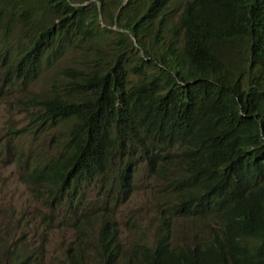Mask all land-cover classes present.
<instances>
[{
  "label": "trees",
  "instance_id": "trees-1",
  "mask_svg": "<svg viewBox=\"0 0 264 264\" xmlns=\"http://www.w3.org/2000/svg\"><path fill=\"white\" fill-rule=\"evenodd\" d=\"M0 100L25 117L2 132L53 144H13L37 241L0 237V264L64 227L58 264H264V0H0ZM138 185L156 234L124 242Z\"/></svg>",
  "mask_w": 264,
  "mask_h": 264
},
{
  "label": "rangeland",
  "instance_id": "rangeland-1",
  "mask_svg": "<svg viewBox=\"0 0 264 264\" xmlns=\"http://www.w3.org/2000/svg\"><path fill=\"white\" fill-rule=\"evenodd\" d=\"M111 28L116 29V26L111 25ZM41 84L42 78L32 86L38 88ZM7 120L15 122L16 126L21 125L25 121L24 110L13 104V108L7 111L0 100V141L8 149L10 155L8 163L6 150L0 148V237L4 238L6 235H11L13 238H18L20 235L22 237L26 235L29 237V240H32L37 238V236H32L33 231L29 225L25 224V220L31 216L33 212L32 207L37 205V200L32 197L28 188L29 186L22 179L19 180L17 178V175L19 177L20 175L13 153V144L18 143L24 149L30 147L32 151H39V154L45 159L52 155V147L47 139L39 138L38 141L31 139L30 135L18 138L2 132ZM148 180L151 181L147 178L144 182ZM136 183L140 182L137 181ZM144 194L143 185H138L116 208L114 218L120 230V237L124 242L136 237L140 230L144 232L143 237L147 242L154 241L157 202L151 201L145 203ZM42 208L41 198L39 197V209ZM132 217H135L138 226L134 229H129L127 224H124V221H130ZM186 233L179 221L173 231V237L176 240H180ZM60 234H52L50 237L45 238L39 229V245L45 248L40 264H47L54 255V259H51V262L54 264H58L63 258L64 252L59 248L60 237L66 243L72 237V230L64 227L60 231Z\"/></svg>",
  "mask_w": 264,
  "mask_h": 264
},
{
  "label": "clouds",
  "instance_id": "clouds-1",
  "mask_svg": "<svg viewBox=\"0 0 264 264\" xmlns=\"http://www.w3.org/2000/svg\"><path fill=\"white\" fill-rule=\"evenodd\" d=\"M110 28H111V26H110ZM112 29H115V28H112ZM116 29H118L117 27H116ZM34 84V83H33ZM32 84V85H33ZM31 85V87L32 88H34L33 86ZM39 88V87H38ZM38 88H34V89H38ZM48 141H49V143L51 144V147L53 148V144L51 143V141L48 139V138H46ZM34 241H37V240H31V242H34ZM43 247L42 245H39V247ZM43 249V248H42ZM43 253H44V249H43Z\"/></svg>",
  "mask_w": 264,
  "mask_h": 264
}]
</instances>
